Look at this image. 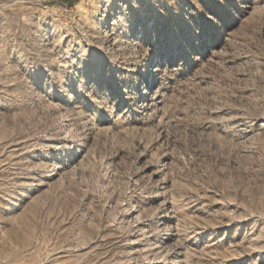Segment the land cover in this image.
Wrapping results in <instances>:
<instances>
[{
	"label": "rangeland",
	"instance_id": "1",
	"mask_svg": "<svg viewBox=\"0 0 264 264\" xmlns=\"http://www.w3.org/2000/svg\"><path fill=\"white\" fill-rule=\"evenodd\" d=\"M0 264H264V0H0Z\"/></svg>",
	"mask_w": 264,
	"mask_h": 264
},
{
	"label": "bare ground",
	"instance_id": "2",
	"mask_svg": "<svg viewBox=\"0 0 264 264\" xmlns=\"http://www.w3.org/2000/svg\"><path fill=\"white\" fill-rule=\"evenodd\" d=\"M156 73H157L156 70L152 71V75H151V78H152V79L157 75Z\"/></svg>",
	"mask_w": 264,
	"mask_h": 264
}]
</instances>
